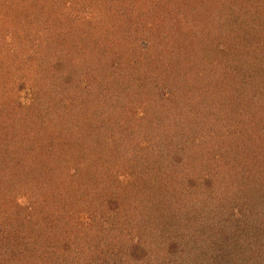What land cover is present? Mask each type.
Masks as SVG:
<instances>
[{
	"label": "rangeland",
	"instance_id": "rangeland-1",
	"mask_svg": "<svg viewBox=\"0 0 264 264\" xmlns=\"http://www.w3.org/2000/svg\"><path fill=\"white\" fill-rule=\"evenodd\" d=\"M244 204L249 227L212 223ZM171 243L172 264H264V0H0L1 256L159 264Z\"/></svg>",
	"mask_w": 264,
	"mask_h": 264
},
{
	"label": "trees",
	"instance_id": "trees-1",
	"mask_svg": "<svg viewBox=\"0 0 264 264\" xmlns=\"http://www.w3.org/2000/svg\"><path fill=\"white\" fill-rule=\"evenodd\" d=\"M40 41H42L43 42V40L41 39ZM245 47V46H244ZM239 52H241V50H238L237 51V54L239 53ZM249 75H251V73H249ZM243 80H244V82L246 83V84H248V82L247 81H249L248 80V78L245 76V77H243ZM250 84V83H249ZM251 85V84H250ZM30 101V100H29ZM209 111V110H208ZM212 112V111H211ZM205 115H208V113H202V117L204 118V116ZM161 154H163V153H160V156H162ZM164 156H166L165 154H164ZM226 159H227V161L226 162H228L229 161V158L228 157H226ZM178 161V160H177ZM172 163H174V161L172 160ZM174 166V165H173ZM160 168H162V167H160ZM208 167H205V169H207ZM210 168V167H209ZM218 168V167H217ZM154 169H156V170H154ZM164 169V168H163ZM171 169H173V168H171ZM170 169V170H171ZM176 169H177V167H176ZM153 170H154V172L151 174V176H153L154 178H152V177H149V178H147V180H149V182L150 183H152V184H149V186L147 187V188H152V191L154 190H157V189H160V186H162V190H164V187L165 186H163L164 184H168V182H165V183H163V181L162 180H157V176H156V173L155 172H157L158 170H157V168H153ZM152 170V171H153ZM227 169H225V168H221L220 170H218L217 172H215L213 175L216 177V179H219L220 178V183H219V185L216 187V186H214L215 188H213V193H216V194H218V195H221V196H223L222 195V191H223V188H224V182H226L227 181V177H226V174H225V171H226ZM166 171V170H165ZM222 171H223V174H222ZM179 173V172H178ZM178 175L179 174H177V176H176V174L173 176H171V178H173V180L174 179H176V177H178ZM187 177H189V175L187 176ZM188 179V181H190V183H191V178L189 177V178H187ZM212 184V181H208V180H206V185H211ZM155 187H156V189H155ZM202 194H204L205 193V191H200ZM158 200H160V202H161V199H158ZM162 203V206H164L165 207V209H169L170 207H172V206H168L169 205V203H164V201L163 202H161ZM114 204V205H113ZM112 205L115 207V208H118V206H119V203H117V202H114ZM201 204H204V203H201ZM246 204H248V203H246ZM246 204H244V206L243 205H241L239 208L237 207V205H235V207L233 208V210L231 211V213H229V214H216L214 217H213V219H214V222H212V223H218L220 220H221V218H222V215H223V220H228V219H230V220H235L236 221V223L238 224V225H240L242 228L244 227V228H247L246 226H248V223H250V220L252 219V216H251V212H249V213H244V209L248 206V205H246ZM186 206V204L185 203H183V202H179V204H178V207H177V209H181L182 211H186V212H184V216H185V219L182 217V215L180 214V215H178V216H174V214H173V217H171L167 222H165L164 221V223H163V225L165 226V228L164 229H166V228H168V226H171L172 224H174V223H179L180 222V219L181 218H183L184 220H185V222H184V220H183V225H185V224H187L189 221H192V216H188V213H187V208H183V207H185ZM237 207V209H235ZM173 208V207H172ZM223 208H225L224 206H221V207H219L218 208V210L219 209H223ZM174 209V208H173ZM242 209V211H240ZM200 216H202V215H200ZM163 217H165L164 216V213H163ZM225 217V218H224ZM175 219H178V221L179 222H177ZM195 221H192V223H194ZM181 224V223H180ZM193 225H196V224H193ZM206 227H208V224L206 225ZM249 227V226H248ZM194 229L196 230V228H192V230H191V232H189L190 234H187V237L189 238V239H191V242H193L194 243V241H195V237H196V235H195V233H194ZM197 231H199V229L197 230ZM183 232H185V231H183ZM163 233H164V231H163ZM14 234V233H13ZM205 235H206V231H205V233H204ZM208 235V234H207ZM164 235L163 234H160V237H163ZM160 237H158L157 236V238H160ZM12 241H18V242H20L21 241V239L18 237V234H17V236H16V234H15V237L13 238V240ZM232 241H235V239H233ZM22 242V241H21ZM172 245V243L170 244V246L169 247H167L168 249H166V250H168V252H167V254L166 255H162V257H161V259H159L158 257H155V259L157 260V259H159L160 260V262H159V264H172V262L175 260V257H176V254L177 253H179V252H177L176 250V248H174V247H172L171 246ZM231 246H233V243H231L230 244ZM163 248V247H162ZM18 249H20V247H18ZM226 251H227V253L224 255L223 254V258H226V260H227V262H221L222 260H223V258H218L217 260H214V258H212L213 260H214V262L216 261V263H221V264H229V259H228V257H229V255L231 254L229 251H231L232 252V249H226ZM234 251V250H233ZM11 254H12V257H10V256H8V257H3V256H1V252H0V264H9V262H10V264H21V262L19 263L18 262V260H17V257H18V259H21V255H20V253L15 249V248H13L12 250H11ZM48 253V252H47ZM10 254V255H11ZM49 254V253H48ZM32 255H34V254H32ZM31 255V256H32ZM9 259V260H8ZM6 262V263H5ZM214 262H211L210 261V264L211 263H214ZM232 264H235V263H232Z\"/></svg>",
	"mask_w": 264,
	"mask_h": 264
}]
</instances>
